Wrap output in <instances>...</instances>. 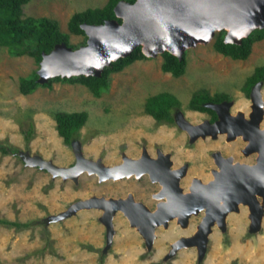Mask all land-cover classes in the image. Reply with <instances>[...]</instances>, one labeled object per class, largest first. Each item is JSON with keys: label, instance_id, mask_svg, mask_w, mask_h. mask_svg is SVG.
I'll list each match as a JSON object with an SVG mask.
<instances>
[{"label": "rangeland", "instance_id": "rangeland-1", "mask_svg": "<svg viewBox=\"0 0 264 264\" xmlns=\"http://www.w3.org/2000/svg\"><path fill=\"white\" fill-rule=\"evenodd\" d=\"M106 0H28L22 5L24 15L48 16L58 21L59 28L69 32L70 15L87 7L103 6ZM220 31V30H219ZM225 31L219 35L224 37ZM214 37L185 49V72L173 76L162 71L161 54L136 59L123 69L109 74V84L99 96L78 82L53 80L32 92L18 90L19 77L31 75L39 62L28 55H11L0 46V142L11 151H0V217L31 221L16 228L0 223V264H263L264 214L252 229L246 204L239 202L224 224L212 226L203 256L195 245L181 246L168 255L171 242L179 233L196 228L201 213L191 215L190 226L182 228L171 221L166 228L155 229V239L146 245L141 233L130 225L125 214L117 210L112 218L113 234L107 241L102 209L84 207L70 215L59 216L69 206L90 195L124 196L133 190L135 179L100 180L98 175L81 172L77 180L53 175L48 169L32 164L36 157L49 159L60 166L75 161L72 144L66 143L56 129L54 112L85 110L87 118L75 141L86 157L111 165L122 155L136 156L146 147L150 154L157 149L169 153L172 166L188 164L181 184L187 188L190 178H211L218 168L214 152L231 154L233 160L253 163L257 152L243 153L247 143L241 135L228 138L226 133L190 139L177 121L156 122L144 110L146 97L170 91L181 103L175 111L185 120L198 123L207 113L194 111L187 104L193 92L205 89L210 94H224L231 102L230 111L242 110L247 116L251 96L246 78L254 68L264 64V38L252 43L249 55L234 59L213 46ZM86 34L69 32L68 45L76 48L85 43ZM37 73V72H36ZM264 102V82L260 86ZM264 106V105H263ZM33 122V135L25 141L22 129ZM260 125H264V114ZM151 187L137 188V195ZM137 227V226H136ZM254 257V259H249ZM256 258V259H255Z\"/></svg>", "mask_w": 264, "mask_h": 264}, {"label": "water", "instance_id": "water-1", "mask_svg": "<svg viewBox=\"0 0 264 264\" xmlns=\"http://www.w3.org/2000/svg\"><path fill=\"white\" fill-rule=\"evenodd\" d=\"M113 10L120 20L113 17L100 23H80L86 34L82 45L72 48L60 41L48 52H42L36 70L37 81L44 83L55 75L98 76L104 66L128 55L138 45L146 56H156L168 50L181 58L187 47L210 41L215 32L221 29L225 30V42L240 43L253 29L264 27V0H118ZM261 84L259 80L251 87V109L247 116L242 110L231 113L229 100L205 103L218 115L212 122L204 120L192 123L185 120L182 114L178 115V123L186 129L190 139L205 135L215 137L218 133H226L228 138L241 135L247 140L244 153L257 152L253 163L234 161L230 156L215 153L218 168L213 170L212 179L202 182L196 178L188 191H182L178 185L179 177L185 172L184 166L175 170L171 183H167L164 177L153 175L150 167H141L140 164L150 161L146 151L139 159L123 154L120 162L108 165L100 159L83 155L74 140L73 164L60 166L40 157L30 162L48 169L53 175L74 180L85 170L95 173L100 180L150 172L152 178L159 179L165 186L158 196H165L166 200L159 202L154 210L134 201L130 194L124 198L90 195L73 202L59 216L70 215L84 207L102 209L101 219L106 226L109 243L113 234L112 218L120 210L131 225H138L137 229L150 245L149 239L154 236V228L158 224L163 222L166 226L167 220L175 215L185 218L190 212L204 208L205 215L196 233L181 236L172 244V251L181 246L196 245L201 258L215 218L218 225H222L226 213L237 210L239 202L248 204L252 211L251 228L255 229L260 224L264 204V125H260L264 102Z\"/></svg>", "mask_w": 264, "mask_h": 264}, {"label": "trees", "instance_id": "trees-1", "mask_svg": "<svg viewBox=\"0 0 264 264\" xmlns=\"http://www.w3.org/2000/svg\"><path fill=\"white\" fill-rule=\"evenodd\" d=\"M28 0H0V46H5L9 54L22 55L28 54L35 61L39 62L42 52H48L55 43L64 41L68 44L69 32L83 33L80 27L81 22L100 23L106 18H117L113 7L118 0H106L103 6L87 7L83 10L73 12L67 20V28L69 32L59 28L58 21L48 16L24 15L22 5ZM134 1V0H127ZM225 31L224 29H221ZM220 30V31H221ZM218 35L214 38L213 46L215 50L223 55H228L234 59L246 58L250 51L252 43L256 40L264 38V27L253 29L247 36H244L240 43L225 42L223 36ZM162 61L160 67L162 71L170 72L173 76H179L185 72L187 58L185 52L181 58L175 54L164 50L160 53ZM147 57L141 47L136 46L128 55L118 57L111 61L109 65L104 66L100 75H72L60 76L55 75L44 83L37 81L38 74L36 71L31 75L19 77L18 90L21 93L32 92L37 86H49L53 80H62L67 82H78L86 85L94 96H99L104 88L108 87L109 74L111 72L120 71L124 66L130 64L136 59ZM264 81V64L258 65L253 72L247 76L246 85L249 87L256 81ZM228 99L224 94H210L205 89H198L192 93L188 108L196 110H208L214 114V110L206 106L208 101H220ZM181 101L170 91H160L146 97L144 102V110L152 115L156 122H173L174 108L179 107ZM56 120V129L59 135L63 137L66 143L71 144L78 135L79 128L84 124L87 118L85 110L79 111H56L54 112ZM26 129H22L25 141H29L33 135V122L30 121ZM11 146L0 142V151L3 153L10 152ZM0 223H4L16 228L29 226L31 221L10 220L0 217Z\"/></svg>", "mask_w": 264, "mask_h": 264}, {"label": "flooded vegetation", "instance_id": "flooded-vegetation-1", "mask_svg": "<svg viewBox=\"0 0 264 264\" xmlns=\"http://www.w3.org/2000/svg\"><path fill=\"white\" fill-rule=\"evenodd\" d=\"M264 82V81H263ZM253 85V84H252ZM252 85H251V87H252ZM251 87H250V90H251ZM249 90V91H250ZM224 100H229V98L228 99H224ZM220 101H222V100H220ZM220 101H216V102H220ZM230 107H231V105H230ZM230 107H229V109H230ZM249 109H251V107L249 108ZM176 109L174 108V120H173V122L174 121H177V117H178V115H179V113L177 112V111H175ZM192 110H196V109H192ZM196 111H199V112H205V113H207V119L206 120H208V121H210V122H212V121H214L215 119H217V117H218V115H217V113H216V111L214 110V114L213 113H211L210 111H208V110H203V111H201V110H196ZM163 123H169V122H166V121H162ZM173 122H171V123H173ZM213 137V136H212ZM72 144V143H71ZM246 145V144H245ZM245 148V146L243 147V149ZM243 149H242V151H243ZM144 151H146L147 152V154H148V157L150 158V161H148V162H144V164H140L141 165V167H150L151 169H152V173H153V175H160V176H162V177H164V179H167V183H171V179H172V176L175 174L174 173V171L175 170H178L179 168H181V167H185V172H184V174L183 175H181L180 177H179V179H178V185L181 187V189H182V191H188L189 190V187L194 183V180L196 179V178H199L202 182H207V181H209L210 179H212V177L211 178H207V179H205V180H203L202 178H200V177H198V176H192L191 178H190V182L188 183V185H187V188H184L183 186H182V184H181V178L185 175V173H186V170H187V167H188V164H186V163H184V164H181V165H177V166H172V159H171V157H170V155H169V153H167V152H163L161 149H157L156 151H155V153L154 154H150L148 151H147V148L146 147H142V149H141V152L138 154V155H136V156H132L131 158H134V159H139L141 156H142V153L144 152ZM215 153H219V152H214L213 153V157H214V154ZM243 153H244V151H243ZM226 156H230V157H232V155L231 154H229V155H226ZM232 159H233V157H232ZM234 161H238V160H234ZM243 162V161H242ZM132 175V177L136 180L135 182V186H134V188H133V190H135L134 192L133 191H130V190H127L126 191V193H125V195L124 196H122V195H119V194H117L116 196H113V197H126V196H128L129 194L130 195H132V198H133V200L134 201H136V202H142L145 206H146V208H148L149 210H154V209H156V207H157V205H158V203L159 202H161V201H165L166 200V197L165 196H162V197H160V196H158V193H160V191L162 190V189H164V184H162L161 182H160V180L159 179H154V178H152V176H151V173L150 172H148V171H143V172H141V174L140 175H136V173H132L131 174ZM212 175H213V172H212ZM122 178H124V177H122ZM119 179H121V178H119ZM153 184H157L158 185V187L156 188V190H146V192L145 193H143L142 195H137L136 193H137V188L139 187V188H142V187H151V188H153ZM139 188H138V190H139ZM259 201H260V203H261V197H259ZM245 204V203H244ZM246 206H247V210H246V214H247V216H248V220H249V222L251 221V219H250V215H252V211H250V208H249V206H248V204H246ZM230 212V211H229ZM229 212H227L226 213V215L229 213ZM198 213H201V217H200V219L198 220V222L196 223V228H194L191 232H186V233H179L178 234V236L173 240V242H171V244H170V247L168 248V255L169 256H171V255H173L174 254V252L175 251H177L178 249H176V250H174V251H172V244L174 243V241L177 239V238H179V237H181V236H192L193 234H195L196 233V231H197V229H198V225L202 222V219H203V217H204V215H205V209L204 208H201V209H199L197 212H190V214L187 216V217H178L177 215H175L174 217H172V218H169L168 220H167V222H166V226L164 225V223L162 222V223H160V224H158L155 228H154V236L152 237V238H150L149 239V243H150V245L152 244V242L154 241V239H155V229L157 228V227H159V226H163V227H167V226H169L170 225V223H171V221H174V224L175 225H178L179 227H182V228H188L189 226H190V217H191V215H196V214H198ZM264 214V204H263V206H262V215ZM226 215L224 216V221H223V224H224V222H225V219H226ZM262 215H261V218H262ZM260 222H261V219H260ZM214 224H216V225H218V223H217V218H215V220H214V222H213V224L211 225V229H212V226L214 225ZM131 225V224H130ZM132 226H134L136 229H137V227H138V225H132ZM137 226V227H136ZM167 229V228H166ZM138 230V229H137ZM138 232H139V230H138ZM140 233V232H139ZM143 237V236H142ZM143 240L145 241V244L146 245H149L148 244V239L147 238H145V237H143ZM187 246H190V245H187ZM196 246V245H195ZM198 251V250H197ZM249 259H254V257H250ZM256 259V258H255ZM263 259H264V257H263ZM263 262H264V260H262ZM264 264V263H263Z\"/></svg>", "mask_w": 264, "mask_h": 264}, {"label": "bare ground", "instance_id": "bare-ground-1", "mask_svg": "<svg viewBox=\"0 0 264 264\" xmlns=\"http://www.w3.org/2000/svg\"><path fill=\"white\" fill-rule=\"evenodd\" d=\"M116 179H118V178H116ZM246 204V203H245Z\"/></svg>", "mask_w": 264, "mask_h": 264}]
</instances>
